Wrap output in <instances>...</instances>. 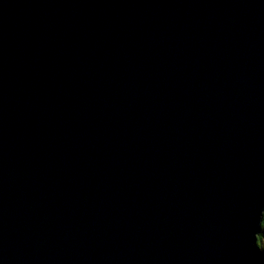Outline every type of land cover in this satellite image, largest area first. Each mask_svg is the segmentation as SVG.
<instances>
[{"label":"water","instance_id":"water-1","mask_svg":"<svg viewBox=\"0 0 264 264\" xmlns=\"http://www.w3.org/2000/svg\"><path fill=\"white\" fill-rule=\"evenodd\" d=\"M264 0H0V264H262Z\"/></svg>","mask_w":264,"mask_h":264},{"label":"trees","instance_id":"trees-1","mask_svg":"<svg viewBox=\"0 0 264 264\" xmlns=\"http://www.w3.org/2000/svg\"><path fill=\"white\" fill-rule=\"evenodd\" d=\"M263 223H264V221H263ZM264 225V224H263ZM263 225H262V233L260 234V236L258 237V247H259V249H258V251H259V253H260V258H262L263 257V255L261 254V247H262V237H263V230H264V228H263ZM261 262H262V264H264V260H262L261 259Z\"/></svg>","mask_w":264,"mask_h":264},{"label":"rangeland","instance_id":"rangeland-1","mask_svg":"<svg viewBox=\"0 0 264 264\" xmlns=\"http://www.w3.org/2000/svg\"><path fill=\"white\" fill-rule=\"evenodd\" d=\"M264 224V223H263ZM263 228H264V225H263ZM262 247H261V254L263 255V257L262 258H260V260L262 259V260H264V230H263V237H262Z\"/></svg>","mask_w":264,"mask_h":264}]
</instances>
